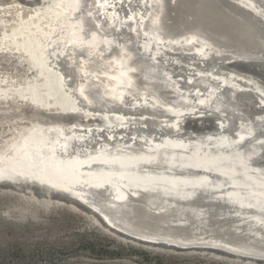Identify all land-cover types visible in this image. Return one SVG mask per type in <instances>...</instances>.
Segmentation results:
<instances>
[{
	"label": "bare ground",
	"instance_id": "obj_1",
	"mask_svg": "<svg viewBox=\"0 0 264 264\" xmlns=\"http://www.w3.org/2000/svg\"><path fill=\"white\" fill-rule=\"evenodd\" d=\"M257 3L36 0L25 13L14 7L13 22L0 21V53L21 80L0 87V101L16 102L0 108V127L15 130L0 140V176L59 188L144 240L264 256V216L222 202L228 188L204 187L228 169L226 156L264 165L257 134L264 78L232 64L264 58L261 22L257 28L248 15ZM207 114L218 128L186 121Z\"/></svg>",
	"mask_w": 264,
	"mask_h": 264
},
{
	"label": "rangeland",
	"instance_id": "obj_2",
	"mask_svg": "<svg viewBox=\"0 0 264 264\" xmlns=\"http://www.w3.org/2000/svg\"><path fill=\"white\" fill-rule=\"evenodd\" d=\"M31 1L0 0V21L13 22V9L19 7L25 13L36 0ZM10 61V57L0 53V67L6 70L0 68V87L21 80L6 65ZM258 70L263 72L260 67ZM18 102L28 105L25 101ZM15 103L9 99L0 101V108ZM9 131L8 127H0V140L15 132L12 127ZM204 260L240 264L207 254L176 253L145 246L109 231L74 205L57 201L41 205L0 185V264H205Z\"/></svg>",
	"mask_w": 264,
	"mask_h": 264
},
{
	"label": "water",
	"instance_id": "obj_3",
	"mask_svg": "<svg viewBox=\"0 0 264 264\" xmlns=\"http://www.w3.org/2000/svg\"><path fill=\"white\" fill-rule=\"evenodd\" d=\"M256 1L258 2L257 6L259 7L256 6V9L249 8L250 13H248V15L250 14L249 16L251 17L253 23H255L256 27L257 25H260L258 22H261L262 26L260 28H262V33H260L258 27L257 32H259V40L264 41V0ZM232 64H234L239 69L250 71L264 78V58H235L233 59ZM258 67H260L263 72H260L258 70ZM253 94H258V92L256 91V93ZM254 102L256 104V101ZM255 107H257L256 109H259L258 106ZM213 118L214 116L207 114V117H203L198 120H190L191 117L187 116L186 121H188V124L193 125L194 129H203L205 128V125H207L208 128H218L219 126H217V122ZM238 126L239 125H237L236 123L237 128ZM248 126L249 125H247L246 127ZM235 131L238 132L240 131V129L238 128ZM257 131V134L263 135L261 137V139H263V141L261 142L263 144L261 146H264V131ZM234 135H236L235 132ZM239 139V137L236 138V140ZM229 140L230 139H224L222 142L225 144ZM237 160L238 159L234 156L224 157L222 162L227 164L228 169H226L225 167H220V169L214 172L213 176L216 177V179H213L214 185H207L205 183V190L209 192H211L212 190L214 192L222 194V192H225V189L228 188L230 190V194L227 193L226 196H223L224 200H219L220 202L222 201L225 203H232L235 205V208L231 204L228 205H231V208H234L236 210L246 209L256 216H264V165H254L253 163L255 162L247 163V165ZM2 177L3 178L0 179V185L5 186V188H8L21 195H25L28 198L35 199L41 205H48L53 201L74 205L81 211L95 217L96 220L109 231L121 237H124L125 239L145 246H152L158 249H165L176 253L207 254L217 259H225L227 261H233L240 264H264V256L234 251L223 246L212 244H192L182 246L169 245L164 242L157 243L144 240L143 238H139L137 236H134L133 234H129L113 226L96 209L92 208L82 200L74 197L72 194L60 190L59 188L42 185L22 176H19V178L17 179L11 176ZM249 198L252 204L246 205L245 202H248Z\"/></svg>",
	"mask_w": 264,
	"mask_h": 264
},
{
	"label": "snow or ice",
	"instance_id": "obj_4",
	"mask_svg": "<svg viewBox=\"0 0 264 264\" xmlns=\"http://www.w3.org/2000/svg\"><path fill=\"white\" fill-rule=\"evenodd\" d=\"M105 3H106V0H105ZM104 5H100V7H103ZM11 7H12V5H9V10H11ZM129 19H132L131 17H129ZM97 27H99V26H97ZM83 32H84V35L86 36L87 35V31L86 30H82ZM95 39H96V36H95V33H93V37H92V41H95ZM84 43H88V44H90L91 42L90 41H84ZM3 177L2 176H0V179H2Z\"/></svg>",
	"mask_w": 264,
	"mask_h": 264
},
{
	"label": "trees",
	"instance_id": "obj_5",
	"mask_svg": "<svg viewBox=\"0 0 264 264\" xmlns=\"http://www.w3.org/2000/svg\"><path fill=\"white\" fill-rule=\"evenodd\" d=\"M211 257H213V256H211ZM214 259H217V258H215V257H213ZM218 260V259H217ZM220 260V259H219ZM222 261H224V260H222ZM205 264H228V263H216V262H211V261H207V260H204L203 261ZM226 262H231V261H226ZM229 264H231V263H229Z\"/></svg>",
	"mask_w": 264,
	"mask_h": 264
}]
</instances>
